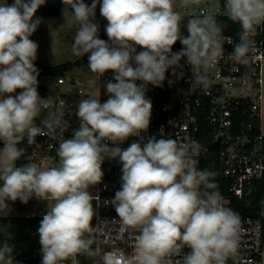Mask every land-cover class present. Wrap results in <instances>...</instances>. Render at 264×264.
Masks as SVG:
<instances>
[{
  "label": "clouds",
  "instance_id": "9594fccd",
  "mask_svg": "<svg viewBox=\"0 0 264 264\" xmlns=\"http://www.w3.org/2000/svg\"><path fill=\"white\" fill-rule=\"evenodd\" d=\"M62 2L78 23L74 55H87V67L99 78L114 73L105 85L108 99L101 103L99 89L79 100V127L72 138L60 141L56 166L17 165L25 154L20 145L34 143L43 132L41 125L54 131L68 128V123L65 112L57 109L36 124L50 102L38 92V44L30 37L42 22L34 16L46 0H0V210L10 209L8 201H46L48 209L37 229L41 264H80L78 256L96 254L92 220L93 201L99 197L89 189L101 183L104 161L118 159L121 188L109 202L122 225L137 232L136 255L127 264H226L239 245L241 218L222 203L216 173L199 169L189 147L170 137L119 146L149 128V84L160 87L169 69L177 75L184 58L193 81L206 79L203 70L224 51L222 24L206 9L184 24L175 0H102L105 41L95 22L98 0L90 6L85 0ZM181 3L186 7L199 0ZM224 7L228 19L241 28L232 56L243 60L254 45L257 27L264 25V0H225ZM177 41L183 47L173 52ZM14 250L8 240L0 242V264H19ZM104 264L115 260L105 255Z\"/></svg>",
  "mask_w": 264,
  "mask_h": 264
},
{
  "label": "built area",
  "instance_id": "2783aa9c",
  "mask_svg": "<svg viewBox=\"0 0 264 264\" xmlns=\"http://www.w3.org/2000/svg\"><path fill=\"white\" fill-rule=\"evenodd\" d=\"M101 4L102 0H98L95 22L100 25L99 38L108 41L103 31L107 21L100 15ZM201 9L215 14L219 23L221 18L227 17L221 0L219 9L203 6L184 15L190 18L198 15ZM183 23L186 24L187 20ZM224 29L223 26V54L213 66L203 70L206 76L203 82L193 81L191 65L184 58L180 62L183 67L176 69L177 75L174 76L173 69H169L160 87L147 86L146 97L153 105L151 120L147 132L136 137V142H146L155 136L157 139L170 137L178 144L187 145L191 155L198 160L199 169L216 173L215 183L224 206L238 213L240 206H236L237 202L244 201L245 205L251 206L250 198L254 190L262 188L264 191V133L261 130L264 25L257 27L252 37L254 45L243 60L233 58L232 52L238 39L225 34ZM182 33L187 35L186 29L182 28ZM229 39L232 44L228 43ZM182 47L177 41L172 50L179 52ZM181 72L182 77L179 75ZM103 80L108 82L111 78L98 76L96 93L100 89V101L103 95L108 94L101 90ZM58 83H66V77L59 78ZM91 92L81 87L72 96L62 93L57 98L56 110L65 112L68 128L57 127L49 131L41 125L43 132L37 137H45L47 144H38L35 156L42 148L47 154V161L56 166L57 158L52 152L56 151L61 138L72 136L73 131L78 129L77 104ZM50 107L52 103H49ZM36 124L40 125V120ZM106 143L113 146L111 142ZM106 160L102 165V181L94 186L96 192L93 194L99 197V202L94 200L93 204L96 214L92 236L96 254L87 256V260L80 264H104L105 255H111L115 264H127L136 255L137 232L122 225L109 202L121 188L122 166L119 160ZM239 216V245L226 264H264L262 210Z\"/></svg>",
  "mask_w": 264,
  "mask_h": 264
},
{
  "label": "rangeland",
  "instance_id": "374dc122",
  "mask_svg": "<svg viewBox=\"0 0 264 264\" xmlns=\"http://www.w3.org/2000/svg\"><path fill=\"white\" fill-rule=\"evenodd\" d=\"M49 4H55L57 0H47ZM92 3V0H89ZM7 3L9 4L8 0ZM208 7L209 9H219L220 8V0H199V4H189L188 6H182L181 0H175V7L182 15L189 14L196 9L201 7ZM64 4H62L60 9V15L58 17L54 16H35V18H41V23L38 26L37 30L30 37L33 41L38 44V52L37 59L43 64L47 65H55L60 64L66 61H76L79 58L74 55L72 52V43L75 32L78 28V23L74 20L71 10L65 8ZM105 27L103 31L105 32ZM99 35V33H98ZM139 48V47H138ZM142 51L141 48H139ZM88 60L84 59V62L81 66H76L68 71L66 75V83L59 84L58 78L55 76L48 77H38V85H45L48 88V95L46 98L50 103H52V107L44 110L41 113V116L37 118V120H41L45 117H48L51 113L56 111V101L59 96H62V93H67L68 96H72L75 91L79 88H85L87 90H92L91 94H95L93 88H97V79L98 74H93L89 68L87 67ZM114 73L112 71L106 72L104 76H110L111 80L113 79ZM74 79L73 81H71ZM103 85L101 86L102 92L106 93L105 85L107 81L103 80ZM18 91V90H17ZM16 94V93H15ZM14 94V95H15ZM262 106H261V130L264 133V59L262 62ZM36 120V121H37ZM70 137H64L59 140V143L63 139H70ZM4 146V145H3ZM2 146V148H3ZM1 148V150H2ZM47 154L44 152L42 148H39L37 151L36 158L33 162L38 167L46 168L52 167L51 163L47 161ZM59 159V158H58ZM58 164V160L56 161V165ZM3 181H0V186H2ZM90 192L92 195L96 192L94 186L90 187ZM10 209L0 210V215L3 216H15V215H23L26 214H37L41 215L45 211H47L48 206L46 201L38 200L35 197L29 200L27 204L22 203L20 200H16L15 202L8 201ZM94 204V201H93ZM42 260V254H41ZM40 260V264H41Z\"/></svg>",
  "mask_w": 264,
  "mask_h": 264
},
{
  "label": "trees",
  "instance_id": "16d2710c",
  "mask_svg": "<svg viewBox=\"0 0 264 264\" xmlns=\"http://www.w3.org/2000/svg\"><path fill=\"white\" fill-rule=\"evenodd\" d=\"M225 5V0H221ZM9 4L14 3V0H8ZM85 3L89 6L91 5L89 0H85ZM63 2L62 0H57L55 4H49L46 0V3L42 5L35 16H54L58 17L60 15V9ZM34 16V17H35ZM188 17L184 15V21ZM221 23L225 27V34L234 36L238 39V33L241 31L240 25L238 23L232 22L228 17L221 18ZM137 51L139 48L137 47ZM84 59L88 60V56L85 55L84 58H79L76 61H66L60 64L47 65L40 62L38 59L35 61L36 67L39 69V77H48L55 76L58 79L66 77L68 71L76 66H81L84 62ZM21 90L18 89L15 95L19 94ZM38 92L41 97H46L48 95V88L45 85H38ZM108 99V94H105L101 97V103L105 102ZM136 141V137H131L129 140H126L120 145L128 147L131 142ZM38 144L46 145L47 139L45 137H36L34 143L29 145L25 140L20 147L25 149L24 156L17 161V165H23L25 163H31L35 160V151ZM52 154L57 156V152L53 151ZM118 159H116L117 161ZM105 160L104 162H106ZM251 206L245 205L243 202H237L236 206H240L238 210L239 215H246L251 213V211H256L258 209L262 210L264 215V191L262 188L254 190V194L250 198ZM42 215H15V216H3L0 215V228L3 230L0 231V242L8 240V242L14 245V256L19 264H40L41 252L39 245V237L37 229L39 227L40 221L42 220ZM94 218L92 220V227L94 225ZM93 250L95 249V244L92 245ZM80 263L87 260L86 255H80L77 257ZM65 264H70V262H65Z\"/></svg>",
  "mask_w": 264,
  "mask_h": 264
},
{
  "label": "crops",
  "instance_id": "0c3cea01",
  "mask_svg": "<svg viewBox=\"0 0 264 264\" xmlns=\"http://www.w3.org/2000/svg\"><path fill=\"white\" fill-rule=\"evenodd\" d=\"M96 89H97V88H93V91L96 92ZM46 212H47V211H45L44 213H46ZM32 214H33V213H32ZM32 214H26V216H28V215H32ZM22 216H23V215H22Z\"/></svg>",
  "mask_w": 264,
  "mask_h": 264
},
{
  "label": "water",
  "instance_id": "95a60500",
  "mask_svg": "<svg viewBox=\"0 0 264 264\" xmlns=\"http://www.w3.org/2000/svg\"><path fill=\"white\" fill-rule=\"evenodd\" d=\"M2 146H3V141H0V150H1Z\"/></svg>",
  "mask_w": 264,
  "mask_h": 264
}]
</instances>
